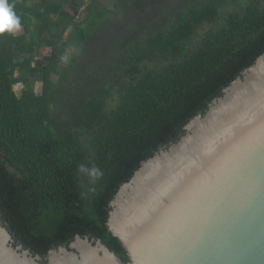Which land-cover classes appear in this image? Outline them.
<instances>
[{
    "label": "trees",
    "instance_id": "obj_1",
    "mask_svg": "<svg viewBox=\"0 0 264 264\" xmlns=\"http://www.w3.org/2000/svg\"><path fill=\"white\" fill-rule=\"evenodd\" d=\"M112 2L79 20L85 0H9L24 39L0 43V216L34 255L80 236L130 263L108 228L121 187L264 55V0Z\"/></svg>",
    "mask_w": 264,
    "mask_h": 264
},
{
    "label": "water",
    "instance_id": "obj_2",
    "mask_svg": "<svg viewBox=\"0 0 264 264\" xmlns=\"http://www.w3.org/2000/svg\"><path fill=\"white\" fill-rule=\"evenodd\" d=\"M185 131L111 203L130 263L92 237L34 255L0 216V264H264V55Z\"/></svg>",
    "mask_w": 264,
    "mask_h": 264
},
{
    "label": "rangeland",
    "instance_id": "obj_3",
    "mask_svg": "<svg viewBox=\"0 0 264 264\" xmlns=\"http://www.w3.org/2000/svg\"><path fill=\"white\" fill-rule=\"evenodd\" d=\"M30 2V4H34V3H38V2H42L43 0H28ZM86 3L84 5H81L79 6V12L81 14V17L79 18V20L83 19L85 17V7L90 3V0H85ZM103 4L105 6H107L108 8H111L113 6V2L112 0H102ZM126 23L128 25H132L134 22L131 21V19L127 20ZM24 33V30L23 28H20V30L16 31L15 32V39L16 37L18 38L17 40L13 39V40H9V39H4L3 41H0L1 43V48L4 52H9L10 50H12L13 48H15V45L17 42H19V40L23 41L24 37H23V34ZM70 31H68L67 34H69ZM67 37V35H65ZM26 39V38H25ZM27 41V40H26ZM15 44V45H14ZM25 46V45H24ZM52 54V48H47L44 52H43V56L40 57V58H37L33 61V66H37V65H45V61L44 59L47 57H50ZM51 79L54 83H57L58 82V77L55 75V74H52L51 76ZM25 86L24 84H18L15 86V91L16 93L18 94L19 97H22V92L24 90ZM42 90H43V83L40 81V82H37L36 83V92L37 94H41L42 93Z\"/></svg>",
    "mask_w": 264,
    "mask_h": 264
},
{
    "label": "clouds",
    "instance_id": "obj_4",
    "mask_svg": "<svg viewBox=\"0 0 264 264\" xmlns=\"http://www.w3.org/2000/svg\"><path fill=\"white\" fill-rule=\"evenodd\" d=\"M20 28L21 20L17 16L14 6L9 3V0H0V34L5 32L14 33ZM61 59L67 60L68 57L63 56ZM79 171L89 176L93 182L103 175V172L96 166L89 168L81 165Z\"/></svg>",
    "mask_w": 264,
    "mask_h": 264
}]
</instances>
